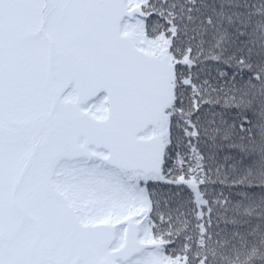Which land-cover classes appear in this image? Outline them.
<instances>
[{
  "label": "snow or ice",
  "instance_id": "1",
  "mask_svg": "<svg viewBox=\"0 0 264 264\" xmlns=\"http://www.w3.org/2000/svg\"><path fill=\"white\" fill-rule=\"evenodd\" d=\"M0 264H264V0H0Z\"/></svg>",
  "mask_w": 264,
  "mask_h": 264
}]
</instances>
